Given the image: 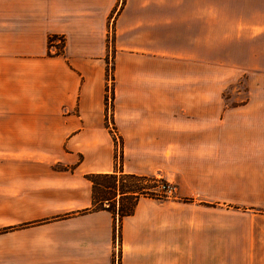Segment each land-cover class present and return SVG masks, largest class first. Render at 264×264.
Returning a JSON list of instances; mask_svg holds the SVG:
<instances>
[{
  "label": "crops",
  "instance_id": "1",
  "mask_svg": "<svg viewBox=\"0 0 264 264\" xmlns=\"http://www.w3.org/2000/svg\"><path fill=\"white\" fill-rule=\"evenodd\" d=\"M5 6L0 264H264V0ZM111 174L177 195L120 217Z\"/></svg>",
  "mask_w": 264,
  "mask_h": 264
},
{
  "label": "trees",
  "instance_id": "2",
  "mask_svg": "<svg viewBox=\"0 0 264 264\" xmlns=\"http://www.w3.org/2000/svg\"><path fill=\"white\" fill-rule=\"evenodd\" d=\"M57 40H60V44L62 45L61 47H58L55 45V42ZM64 43L65 40L63 37H57V36H52L49 38V47L54 46L58 51V53H56L57 55L61 54V49L64 47ZM127 177H129L130 179H134L137 180V182L139 183L141 181V179L135 178L133 176H124L122 177L120 180L118 179V177L114 174L111 175H96L94 176V183L96 185V193L97 190L99 191L100 195H102L103 197L107 198V197H116V192L119 190V192L121 193V195H125L127 194V196L124 198L127 201V204L124 207H120L119 209V214L120 217H124V216H128L130 214L133 213L135 205H136V201L139 195H143V194H149L146 193V189H149L150 187H139V186H135L133 187H128V183H127ZM125 178V179H124ZM113 181L111 186H108L107 182L106 185L105 183H103L104 181ZM160 195L163 198H166L165 195H163L162 193H160ZM115 204L112 202L110 203L109 207L107 208L110 211L115 212Z\"/></svg>",
  "mask_w": 264,
  "mask_h": 264
},
{
  "label": "rangeland",
  "instance_id": "3",
  "mask_svg": "<svg viewBox=\"0 0 264 264\" xmlns=\"http://www.w3.org/2000/svg\"><path fill=\"white\" fill-rule=\"evenodd\" d=\"M5 5H6V0H0V7L1 6L2 7H6ZM109 33H110V31H109ZM108 38L110 39L109 35H108ZM61 46L62 45H59L58 47H61ZM52 47L54 48V46H52ZM53 52H56V51L54 50ZM110 69H111V71H110ZM110 69H109L108 88H107V96H106V98H108V96H109L108 103H111V99H113V94H114L113 93L114 92V82H113L114 81V75H113V69L114 68H113V65H112V67H110ZM5 80H7V79L5 78ZM5 80L4 79H0V87L5 85ZM108 106H109V104H108ZM108 109H109V107H108ZM110 115H111V110L110 111L108 110L107 115H106L107 116L106 117L107 127L110 130L111 136H112L114 144H115V148H116L115 149V152H116V157H115L116 158V167H118V162H119L118 142L120 143V141H119V139H117L118 138V135H117L118 133H117V130H116L115 126L114 125L112 126V124L110 123V122H112V120L109 119L111 117ZM107 182H110V183H107ZM112 182L113 181H109V180L107 181L106 180L103 183H105V185L107 183L108 186H111ZM127 183H128V187L129 188L130 187L134 188L135 186L143 187V184L141 182L138 183L137 180L130 179L129 177H127ZM145 187H150V188L155 187V191L158 192V193H161L159 189H156V187H158L157 184H149V183H147ZM146 193H148V192H146ZM176 195H177V192L174 195V197H176Z\"/></svg>",
  "mask_w": 264,
  "mask_h": 264
},
{
  "label": "built area",
  "instance_id": "4",
  "mask_svg": "<svg viewBox=\"0 0 264 264\" xmlns=\"http://www.w3.org/2000/svg\"><path fill=\"white\" fill-rule=\"evenodd\" d=\"M59 44L61 43L60 40H58ZM118 139V138H117ZM120 143L118 142V149H119ZM158 189L160 192L165 195V197L168 198H173L174 195L176 194L177 190L176 187L172 184L165 183V182H160L158 184ZM116 244L118 245V239H116ZM114 264H120L119 262V252L118 248H116V254H115V262Z\"/></svg>",
  "mask_w": 264,
  "mask_h": 264
}]
</instances>
